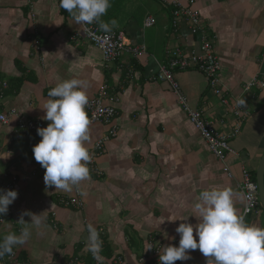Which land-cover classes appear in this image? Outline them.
<instances>
[{
	"label": "crops",
	"instance_id": "crops-1",
	"mask_svg": "<svg viewBox=\"0 0 264 264\" xmlns=\"http://www.w3.org/2000/svg\"><path fill=\"white\" fill-rule=\"evenodd\" d=\"M110 3L102 19H115L111 32H122L132 49L143 48L140 56L123 53L118 61L104 63L100 52L81 38L80 25L61 11L60 0H0V112L14 110L19 118L39 120L47 127L43 107L49 90L73 78L87 83L89 99L105 86L107 98L117 100L111 123L116 136L103 144V153L89 169L90 178L71 192L45 185V169L32 151L41 140L37 133L18 136L15 119L0 125V192L7 174L16 177L18 194L7 216L0 214V238L30 227L28 241L13 248L21 264H66L74 258L85 264L89 224L99 232L102 251L108 252L106 257L100 252L103 264H140L149 237L155 238L162 254L163 247L178 246L175 229L185 222L179 219L188 216L186 222H199L193 216L194 203L203 190L231 188L241 214L243 202L236 186L241 170L255 178L264 153V90L243 92L264 72V0H194L203 31L213 42L218 79L229 105L243 98L247 108L239 134L229 140L236 153L226 159L232 178L188 121L169 85L149 79L156 63L167 62L169 50L190 53L198 38L184 23L171 31L170 7L160 0ZM147 17L154 25L146 29ZM173 77L191 110L214 121L218 132L230 131L235 119H221L225 107L200 73L186 70ZM108 127H89V152ZM62 198H76L82 207H64ZM25 212L40 214L43 225L18 223L21 217L31 222ZM246 222L264 227L261 206ZM189 254L191 259L175 264H206L198 249Z\"/></svg>",
	"mask_w": 264,
	"mask_h": 264
},
{
	"label": "clouds",
	"instance_id": "clouds-1",
	"mask_svg": "<svg viewBox=\"0 0 264 264\" xmlns=\"http://www.w3.org/2000/svg\"><path fill=\"white\" fill-rule=\"evenodd\" d=\"M110 6V0H60V7L77 24L96 23L104 33H110L117 26L115 19L108 22L102 19ZM87 87L85 81L73 78L60 81L48 92L43 119L49 123L47 127L37 129L41 140L32 149L34 159L45 169L43 180L46 186L71 192L90 178L88 164L92 155L86 147L91 124L86 112L89 103ZM244 103L241 98L237 106ZM17 195L15 190L0 192V214L7 213ZM233 196L229 187L215 186L203 190L194 203L197 215L193 216L199 222L195 225L186 222L188 216L179 219L185 222L175 229L180 236L178 246L163 247L159 255L162 264L189 260V250L197 249L206 258V264H264V227L247 223L245 215L237 213ZM24 215L30 216L31 222L26 223L21 217L18 221L21 225L31 224L39 228L44 223L40 214L25 212ZM194 228L198 239H194ZM87 230L88 250L101 264L103 242L99 232L91 224ZM30 236V227L24 226L19 234L10 232L0 238V259L11 255L13 248L25 244Z\"/></svg>",
	"mask_w": 264,
	"mask_h": 264
},
{
	"label": "built area",
	"instance_id": "built-area-1",
	"mask_svg": "<svg viewBox=\"0 0 264 264\" xmlns=\"http://www.w3.org/2000/svg\"><path fill=\"white\" fill-rule=\"evenodd\" d=\"M160 3L165 7H170L171 11V31H176L181 23L189 26L190 33L198 38L195 50L190 53H184L178 48L169 50L166 53L167 62L165 64L156 63V71L151 72L149 79L151 82L166 83L169 85L171 91L176 97L178 105L181 106L183 112L186 114L188 121L195 128L200 138L205 142L210 153L222 165V171L228 178H232L226 159L229 156H235L236 153L229 145V140L239 134L240 124L247 118L246 106H237L240 99H233L229 105L227 92L224 91L223 86L218 79L220 71V64L217 56L214 53V46L211 38H209L203 31L200 18L197 10L194 8V0H160ZM80 25L81 38L95 47L101 55L104 63H114L120 59L123 53H131L134 57H138L143 53V48L132 49L127 42L125 35L119 31L104 33L99 29L96 23L91 25ZM154 25V20L147 17L143 22L144 28H150ZM87 29V30H86ZM186 70H195L200 73L206 83L208 90L213 96L220 98V103L225 107L221 115L223 120L226 117H233L235 124L227 133H220L215 129V122L207 120L202 112L198 110H191L186 103L185 98L181 94L178 84L174 81V72H183ZM4 87V84H3ZM254 90H264V72L259 77L253 78L243 88V92L251 93ZM107 99V100H106ZM104 101H107L106 104ZM117 100L106 95V87L101 86L93 99H89L86 106V112L91 120V124L106 125L108 127L107 135L98 140L93 148L90 150L92 161L88 164V168L93 167L96 158L103 153V144L110 138L116 136L115 127L111 126L115 118L116 112L114 104ZM11 119L16 120V131L18 136H25L32 133H37V129L45 127L44 123L39 120H24L17 116L14 110L7 113L0 112V125L6 126ZM89 126V127H90ZM18 136L15 139H18ZM241 179L237 183V189L241 196L243 205L241 214L245 215V220L257 214L260 203L257 195V186L251 180L250 175L241 170ZM1 188L5 190H15L17 179L15 176L7 174L3 175ZM61 204L64 207H74L80 209L82 204L76 198H62ZM9 211L4 214L7 216ZM0 223H3V219ZM87 247V243H86ZM151 247V248H150ZM150 248V249H149ZM160 246L153 237H149L145 246V252L139 260L140 264H162L159 259ZM85 256L90 258V264H98L97 260L93 258L91 252L88 250ZM101 256V255H100ZM102 259L101 264H103ZM118 262V259L116 260ZM1 264H21L18 255L13 251L11 255H6L0 259ZM66 264H84L82 259H70Z\"/></svg>",
	"mask_w": 264,
	"mask_h": 264
},
{
	"label": "water",
	"instance_id": "water-1",
	"mask_svg": "<svg viewBox=\"0 0 264 264\" xmlns=\"http://www.w3.org/2000/svg\"><path fill=\"white\" fill-rule=\"evenodd\" d=\"M264 153L261 156L255 170V184L257 186V195L261 208L264 211Z\"/></svg>",
	"mask_w": 264,
	"mask_h": 264
},
{
	"label": "trees",
	"instance_id": "trees-1",
	"mask_svg": "<svg viewBox=\"0 0 264 264\" xmlns=\"http://www.w3.org/2000/svg\"><path fill=\"white\" fill-rule=\"evenodd\" d=\"M63 10H64V9L61 8V11H63ZM250 178H251L252 181L255 182L254 175H253L252 177L250 176ZM103 249H104V248H103ZM104 250H105V249H104ZM101 251H102V250H101ZM107 253H108V252H106V251H102L101 254L104 255V257H106ZM86 258H87V261L85 262V264H90V261H91V260L89 259L88 256H87ZM88 259H89V260H88Z\"/></svg>",
	"mask_w": 264,
	"mask_h": 264
},
{
	"label": "rangeland",
	"instance_id": "rangeland-1",
	"mask_svg": "<svg viewBox=\"0 0 264 264\" xmlns=\"http://www.w3.org/2000/svg\"><path fill=\"white\" fill-rule=\"evenodd\" d=\"M262 211H263V209H262ZM263 213H264V211H263Z\"/></svg>",
	"mask_w": 264,
	"mask_h": 264
}]
</instances>
